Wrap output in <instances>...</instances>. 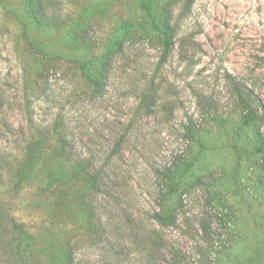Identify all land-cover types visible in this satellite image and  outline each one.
Returning <instances> with one entry per match:
<instances>
[{"label":"rangeland","instance_id":"1","mask_svg":"<svg viewBox=\"0 0 264 264\" xmlns=\"http://www.w3.org/2000/svg\"><path fill=\"white\" fill-rule=\"evenodd\" d=\"M166 1L89 0L103 7L84 20L88 47L69 26L36 23L27 0H0V221L20 225L27 244L18 257L0 243V264H58L64 241L85 238L78 199L90 191L75 156L98 164L107 230L78 248L82 264H264V0L178 3L162 62L153 22ZM118 37L125 53L95 94L83 69L93 75ZM247 98L255 121L244 120ZM62 136L72 149L59 147ZM31 141L44 145L28 157ZM179 157L181 190L167 201L179 216L165 228L152 217L156 175ZM151 235L163 247L150 256L127 245Z\"/></svg>","mask_w":264,"mask_h":264},{"label":"trees","instance_id":"2","mask_svg":"<svg viewBox=\"0 0 264 264\" xmlns=\"http://www.w3.org/2000/svg\"><path fill=\"white\" fill-rule=\"evenodd\" d=\"M83 1V2H82ZM173 1L177 3L174 4ZM196 0H168L166 5H163V19L154 20L153 28L162 36L163 38V49L164 53L162 62L166 60V56L170 53L174 47L175 41L174 37L176 31L173 27L170 26L172 17L174 16L173 10L175 9L178 3L183 2L181 7L183 11H190L193 4ZM28 11L31 17L42 26H49L53 28H63L69 26L71 28L72 37L75 41L83 43L88 47H92L95 43L92 42L89 38L90 30L86 29L84 20L91 17V8L94 7H103L102 2L97 6H93V2L89 0H27ZM146 7H149L150 0H145ZM80 7L84 9L79 10ZM81 12V15H80ZM166 13V14H165ZM86 23V22H85ZM127 44L124 40V37H118L113 39L110 44L107 45L106 55L103 58L102 65L100 68L93 74L90 75L86 73V70L89 69L90 64H87L83 69L84 76L86 80L91 85L93 92L95 94L102 93L107 87L110 76L114 70L115 61L119 54L125 53V48ZM237 89V88H236ZM242 99V98H241ZM248 104L245 107V112L243 114L244 120L249 119L255 121L256 114L251 106V102L248 100L245 101ZM251 107V109L249 108ZM257 110V109H256ZM62 131L64 127L61 128ZM38 143V142H37ZM35 144V142H29L26 148L27 156L34 154L35 151L40 149L44 144ZM59 147L61 149H72V142H69L65 137L59 138ZM262 143V142H261ZM74 166L78 170L76 175L81 177V182L88 186L90 193L88 192L87 198L81 197L78 199V203H81V207H85V212L88 216L87 229L85 238L79 239L76 242H73L70 237L68 240L64 241L60 245V249L57 254L54 256L55 263L58 264H82L80 260H77V250L79 247L84 246L85 244H96L98 241H103L107 233L106 224L98 210V204H96V194L98 191H101L103 188V177L100 174V171L96 170L97 162L94 157L91 156H75ZM33 159V158H32ZM181 157L175 159L170 166H166L157 171L156 179L159 183V189L156 196L157 210L153 213V219L157 225L162 227H176L178 221V212L172 210L168 204V198L173 194L179 193L181 190L180 181L184 177L185 170L181 171ZM18 176L21 177L23 181L24 177L19 172ZM57 174L51 173V176H47L46 186L52 188L54 185L53 181L56 179ZM73 178V175L70 179ZM78 179V178H77ZM70 183L73 187L74 179L70 180ZM69 184V187L71 185ZM260 187L264 189V185L260 183ZM56 188H53L54 191ZM183 194H179V198H182ZM12 224V225H11ZM15 230V234H11L7 243L2 239L0 240L1 244L7 245L13 256L22 257L24 255V250L27 244H25L26 238L23 236V231L21 226L15 224L13 220L0 221V238H3L5 233L8 231L7 226ZM19 230V233H17ZM128 247H135L143 255L150 256L154 248H162V244L159 241H156V238L151 235V238H144L140 241H131L127 243ZM165 247V244H164Z\"/></svg>","mask_w":264,"mask_h":264}]
</instances>
